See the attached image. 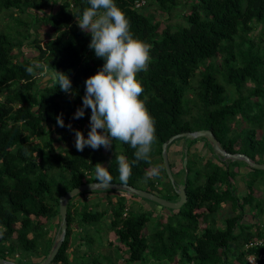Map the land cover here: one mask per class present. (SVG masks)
I'll return each mask as SVG.
<instances>
[{
  "label": "trees",
  "instance_id": "trees-1",
  "mask_svg": "<svg viewBox=\"0 0 264 264\" xmlns=\"http://www.w3.org/2000/svg\"><path fill=\"white\" fill-rule=\"evenodd\" d=\"M133 1L116 3L126 15L131 32L150 45L147 71L138 73L137 79L143 87L140 99L154 118L156 132L151 163H135L126 184L139 187L141 181V188L150 190L166 178L164 198L177 197L160 152L164 141L182 131L210 129L227 152L244 153L253 161L264 162V46L255 41L261 35L254 34L258 26L264 32V0H189L185 4L188 11L174 22L170 18L179 0H149L165 14L162 27L164 19L144 12L146 4L133 7ZM62 2L54 10L56 0H0V8L16 23L8 31H0V257L6 259L16 249L40 253L41 261L45 259L53 239L45 242L44 225L56 215L59 218L58 197L79 184L96 181L94 168L102 159L100 154L81 151L62 158L54 148V142L74 137L75 130H86L91 110L85 109L80 119H74V113L82 106L85 80L103 65L88 47L90 35L77 24L76 17L89 6L87 0ZM47 7L53 9L44 12ZM17 13L31 18L16 17ZM38 24L54 33L43 44L34 33ZM18 25H24L22 31ZM28 37L36 47L33 58L21 54ZM14 49L21 54L20 59H16ZM38 64L45 67L38 68ZM29 67L33 68L31 73ZM38 70L50 74L42 86L34 73ZM57 72L70 78V93L59 89ZM57 117L63 119L64 127L57 124ZM242 122L246 126H240ZM120 143L121 153L131 163L135 150ZM168 163L171 168L169 158ZM105 166L112 183H121L116 161L109 160ZM151 166H158L160 175L146 180V170ZM239 166L248 167L243 160L218 157L197 163L186 159L182 180L174 181L184 185L186 202L160 215L148 233L144 228L148 216L129 213L126 190L77 193L66 204L65 236L50 264H103L90 252L87 258L75 253L70 259L67 251L73 245L75 218L79 226L81 222H96L105 214L103 209H88L84 197L92 192L106 193L112 215L108 226L126 253L125 257L116 254L108 264H248V253L264 254V245L244 247L253 237H264V224L242 220L247 208L259 213L264 210V201L255 197L256 186L264 184V175L256 169L247 175V191L241 195L234 184ZM109 192L118 193L114 200ZM78 196L83 204L73 208L69 200ZM226 202L233 214L218 226L217 214ZM119 258L123 261L116 263ZM259 263L264 264V258Z\"/></svg>",
  "mask_w": 264,
  "mask_h": 264
},
{
  "label": "clouds",
  "instance_id": "clouds-1",
  "mask_svg": "<svg viewBox=\"0 0 264 264\" xmlns=\"http://www.w3.org/2000/svg\"><path fill=\"white\" fill-rule=\"evenodd\" d=\"M87 4L89 6L76 17L77 24L90 35L88 47L103 60V65L85 80L82 106L73 118L84 117L85 109H90V130L87 136L75 130V148L77 151L85 147L108 149L114 140L129 145L135 150L131 163L124 155L116 156L120 181L126 184L135 163H151L150 153L155 141V121L140 99L143 87L137 79L138 73L147 71L150 45L131 32L129 21L116 0H87ZM36 67L45 66L38 64ZM27 71L31 73L33 68ZM57 85L66 94L72 90V82L65 73L57 72ZM57 124L65 126L60 117H57ZM94 174L95 184L100 187L112 184L108 167L102 163L95 165ZM159 175V167L151 166L146 170L145 179Z\"/></svg>",
  "mask_w": 264,
  "mask_h": 264
},
{
  "label": "rangeland",
  "instance_id": "rangeland-1",
  "mask_svg": "<svg viewBox=\"0 0 264 264\" xmlns=\"http://www.w3.org/2000/svg\"><path fill=\"white\" fill-rule=\"evenodd\" d=\"M189 0H179V4L174 8V10L172 11V15H171V20L174 22L178 19H180L181 14H183L184 12L186 13L188 11V7L187 4ZM149 0H146V6L142 9L144 12L146 13H152L153 15H155V18L162 20L165 18V14L164 13H160L158 12V10L154 7V5L149 3ZM62 0H56V3L54 5V10L56 8H58L61 4H62ZM52 7H47L46 10H44V12H48L50 11V9H53ZM42 12V13H44ZM11 13V12H10ZM16 17H21L23 18L25 16L24 13H17L15 14ZM31 17H28L27 15L25 16V19H30ZM165 19L162 21L161 27L164 24ZM10 26H16L15 23V19L13 20L12 17L7 14V12L5 11V9L0 8V31H8V27ZM42 24H38V27L35 29L34 33H36V36H38L40 38V44L45 43L50 37H52L54 35V33L50 32V30L45 29L43 27H41ZM24 25H18V28L22 31ZM30 31H33L32 29ZM24 32V31H23ZM260 31V26H258L255 31L254 34H260L261 35V39L259 37L255 38L256 42H259V44L261 46H264V32ZM32 39V38H31ZM30 38L28 37L27 40H25L24 46H23V52L21 53L23 56H27L29 58H33V54L36 53V47H34V45L32 43L29 42ZM13 53H15L16 59H20L21 58V54L17 53V50L14 49ZM219 58V56H218ZM36 70V69H35ZM46 71H35V75H36V79L37 81L42 85H44L50 74ZM229 97H231V93L228 94ZM191 111L195 112L196 108L191 106ZM234 123L231 124V126H233ZM240 126L244 127L246 126V124L244 122H242L240 124ZM192 128H196V127H192ZM198 130V129H195ZM259 133V130H258ZM72 141L75 139L71 138ZM196 142H191L192 140H195ZM208 141L204 138V137H197L194 139H185L182 137L176 138L174 139V142L169 146L168 148V158L170 159L172 165H171V173H172V177L174 181H180L182 180V174H181V169L183 168V159H192V160H196V162L198 163H203V161L205 159H212L215 160V158H218L217 154H215V152L213 153L208 145H207ZM209 144V143H208ZM54 148L58 151H60L61 157L62 158H69L72 157L77 151V149L75 148V145L72 148L66 149V145L54 142ZM105 150V148L102 146L100 147L98 150H93L90 147H85V149L83 151H81V154H88V155H98V154H103V151ZM107 151L109 152L108 156H104L106 158H102L101 159V163H105L107 160H115L116 161V156L119 155H123L121 153V143L118 140H114L112 142V144L110 145V147L107 149ZM197 158V159H196ZM230 158H226V159H222L227 161ZM231 160V159H230ZM239 162L241 160H238ZM158 166H160V163L158 162ZM245 167V166H242ZM239 169V168H238ZM245 168H242V173H244L243 175H241V178L243 181L242 183H240L239 186V191H237L239 194H243L245 191H247L246 188V181H247V175H251L255 172L254 170L250 171H246ZM257 172H259V174H263L264 175V169H256ZM252 171V172H251ZM183 173V172H182ZM185 174V171L183 173V176ZM238 179V178H237ZM239 180V179H238ZM138 186L141 188L143 187V183L140 181L138 182ZM158 186L162 187L163 189H168V181L166 180V178H162L160 184H158ZM256 188L258 189V191L255 193V197H260L263 201H264V184L263 185H259V187L256 186ZM113 191H122V190H117V189H112ZM110 190V191H112ZM124 191V190H123ZM166 190H158L157 192H154L156 194H158L159 196L164 197ZM126 193V192H125ZM127 193H129L127 191ZM110 199L112 198V195L109 192ZM79 197V196H78ZM78 197H76L73 200H69L70 202L73 201L75 203L73 208H78V206L82 205L83 203H81V198L79 199ZM131 197V198H130ZM127 198V196H125V200H126V205L128 208H130L129 213H132L133 215H137L140 213H144L148 216L146 222H145V232L148 233V231H150L152 229V227L154 226V224L156 223V221L158 220V218L160 217V214H158V209H161L164 213H171L172 211H175L176 209H171V208H166V207H162L160 205H157L155 202L148 200V199H144V203L141 204L140 202H142V200H140V197L138 196H130ZM70 199V198H69ZM106 196L104 197V195L101 196V200H99L98 198L96 200H88L86 202V205L88 207V209L90 208V210H95L97 207L95 206L97 204L98 206V210L103 209L105 211V214L103 215V217H101L98 221L96 222H81L82 225H77V219L75 218L74 220V224H73V232L71 234V241L73 243V245H71L68 248V255L69 258L71 259L73 254L77 253V255H79L80 258H87V256H89L87 254V252H90V256L91 257H98V259L103 262V264H108L109 260L111 259V261H113L115 259V255L118 254L121 257H125L124 255L126 254L124 251V248L122 246V244L117 240L116 235L114 234V232L109 228L108 226V222L109 220L112 218V215L109 211V205L107 204V200H106ZM172 200H176V197L173 196ZM79 204V205H78ZM264 205V203H263ZM183 206V204H182ZM96 207V208H95ZM181 208V207H180ZM264 212V210H263ZM259 213L257 210H249L248 208L245 211V216H248L250 218L255 217L256 219H259L261 224H264V213ZM233 214L231 205L229 202H226L225 204H223L222 208L218 211L217 214V225L218 226H223L224 225V219ZM250 215V216H249ZM79 216V215H78ZM60 222H59V218L58 215L54 216L53 218H51L50 221L46 222V224L44 225V228L47 231V234L45 235L46 241H50L49 239H53V243L54 241L60 236V226H59ZM86 235V236H84ZM81 236H84V238L82 239H77ZM49 238V239H48ZM82 240V242H81ZM75 241V242H74ZM76 244H80L81 246L79 248H75ZM51 249V248H50ZM49 249V250H50ZM75 249V250H74ZM40 251V250H39ZM117 255V256H118ZM42 259V255L40 253H36V252H30V253H26V252H22L19 249H16L15 253L9 257V260H13L16 262H20V263H25V264H30V263H39ZM79 260V259H78ZM123 260L122 258H119L117 261H115L116 263H121ZM51 264H55V263H51ZM83 264H86L85 262H83ZM157 264V263H154ZM163 264V263H162ZM171 264H175V263H171Z\"/></svg>",
  "mask_w": 264,
  "mask_h": 264
},
{
  "label": "water",
  "instance_id": "water-1",
  "mask_svg": "<svg viewBox=\"0 0 264 264\" xmlns=\"http://www.w3.org/2000/svg\"><path fill=\"white\" fill-rule=\"evenodd\" d=\"M179 137H182L185 139H194L197 137H204L210 144L215 154H217L222 159L230 158L232 160H243L247 163V165L250 168L264 169V162L260 163V162L253 161L244 153H229L226 150H224L219 145L216 137L213 135L210 129H198V130H193V131H182V132L173 134L161 144L160 153H161L163 168L165 170L168 180L171 182L173 187H175V192L177 195L176 200H169L149 190L141 189L139 187H134V186L119 183V182H113L107 188L117 189V190H126L129 193L136 195L140 198L151 200L155 202L157 205H160L162 207L171 208V209H179L182 206V204L186 202L187 197L184 192V185L182 184L176 185L173 180L170 165L168 163V154H167L168 145L174 139L179 138ZM185 164H186V159H183V165L185 166ZM95 183L96 181H90V182L79 184L78 186L71 188L70 190L66 191L65 193H63L62 195L58 197L60 236L54 241L49 253L47 254L44 260H42L39 263H30V264H50V262H52L65 236L66 226H67L66 204L68 202V199L82 191H91V190L106 188V187H100L99 185ZM0 264H25V263H20V262H16L13 260L0 257Z\"/></svg>",
  "mask_w": 264,
  "mask_h": 264
},
{
  "label": "crops",
  "instance_id": "crops-1",
  "mask_svg": "<svg viewBox=\"0 0 264 264\" xmlns=\"http://www.w3.org/2000/svg\"><path fill=\"white\" fill-rule=\"evenodd\" d=\"M50 77V76H49ZM84 127L86 128V130L83 132V134L85 135V136H87V132L90 130L89 129V124L87 125V124H85L84 125ZM98 131H101V130H98ZM72 138H74L75 139V136L73 137L72 136ZM59 143H60V145L61 144H64L65 143V145H66V149H69V148H72L74 145H75V141L73 140L72 141V139H67V140H64V141H59ZM103 153H104V156H108V154H109V152L107 151V149H105L104 151H103ZM101 155V157L102 158H106V157H104L103 156V154H100ZM93 156H96V155H93ZM100 162V161H99ZM106 162H108V160L106 161ZM106 162L105 163H102L103 165H105L106 164ZM101 163V162H100ZM242 168H245L246 169V171H247V173H248V171H250V167L248 166H245V167H240L239 166V174H237V176L235 177V180H234V184H235V187H236V189H237V191H239V186H240V183H242V179H240L241 178V175H243L244 173H242L241 171H242ZM244 169V170H245ZM239 180H238V179ZM244 182V181H243ZM239 185V186H238ZM120 193V192H119ZM116 194H118V193H112L111 195H112V200H114L115 199V196H116ZM102 195H104V197L106 196V198H107V195H106V193L105 192H99V193H97V192H92V193H89V194H87L84 198H85V200H86V202L88 201V200H96L97 198L99 199V200H101V196ZM125 196H127V198L128 197H130V196H132L130 193H125ZM79 199L81 198L82 199V197H78ZM131 198V197H130ZM140 200H142V202H140L141 204H143L144 203V199H141L140 198ZM71 203L72 204H74L75 205V203L73 202V201H71ZM81 203H83V202H81ZM127 203V202H126ZM79 205V204H78ZM97 208H98V206H97V204L95 205ZM95 207V208H96ZM96 208V209H97ZM109 211H110V209H109ZM158 211V214H160V215H162V216H165V215H167V212H163L161 209H158L157 210ZM246 211V210H245ZM250 216V215H249ZM243 221H245V222H248V223H255V224H253V225H256V224H259V225H261V222H260V220L259 219H256L255 217H253L252 216V218H250V217H248V216H245V213H244V215H243V219H242ZM254 228V227H253Z\"/></svg>",
  "mask_w": 264,
  "mask_h": 264
},
{
  "label": "built area",
  "instance_id": "built-area-1",
  "mask_svg": "<svg viewBox=\"0 0 264 264\" xmlns=\"http://www.w3.org/2000/svg\"><path fill=\"white\" fill-rule=\"evenodd\" d=\"M146 4V0H134L132 5L133 7H140L142 5ZM126 208H125V212H126ZM124 212V214H125ZM261 246L264 245V237H253L252 239L248 240L245 244L244 247L245 249L249 248V247H256V246ZM264 258V254L263 253H259V254H254V253H248L246 255V260L248 262V264H260L259 260Z\"/></svg>",
  "mask_w": 264,
  "mask_h": 264
},
{
  "label": "flooded vegetation",
  "instance_id": "flooded-vegetation-1",
  "mask_svg": "<svg viewBox=\"0 0 264 264\" xmlns=\"http://www.w3.org/2000/svg\"><path fill=\"white\" fill-rule=\"evenodd\" d=\"M219 157V156H218ZM219 158H221V157H219ZM222 159V158H221ZM167 180V179H166ZM156 183V182H155ZM158 184H160V182H158V183H156V188L154 187V188H152V189H150L149 191H151V192H157L158 190H163V186L162 187H160V186H158ZM141 189H144V188H141ZM176 199H177V197H176Z\"/></svg>",
  "mask_w": 264,
  "mask_h": 264
}]
</instances>
